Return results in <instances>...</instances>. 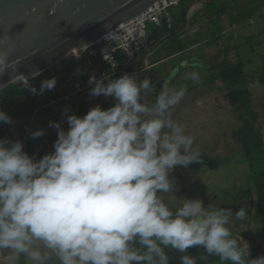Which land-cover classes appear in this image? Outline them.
<instances>
[{
  "label": "clouds",
  "instance_id": "9594fccd",
  "mask_svg": "<svg viewBox=\"0 0 264 264\" xmlns=\"http://www.w3.org/2000/svg\"><path fill=\"white\" fill-rule=\"evenodd\" d=\"M175 1L177 4L164 11L162 25L150 24L171 29V12L181 10L186 3L189 25L181 32L180 40L215 28L212 23L221 13L218 0ZM208 5L211 6L207 8ZM167 16L170 24L165 20ZM128 20L89 45L71 49L44 74L21 73L24 79L12 83L22 82L23 88L42 100L51 95L48 106L84 92L87 97H111L114 103L105 108L111 105L110 100L102 101L103 108L97 104L83 116L71 113L65 106L61 116L66 129L55 121L44 125L32 120L25 133V149L27 140L46 136L44 129L34 131L36 125L56 132L53 151L40 158L30 156L22 140L0 138V259L7 264H20L22 259L25 264H169L166 249L186 253L191 247H202L209 256L218 257L221 264H264V255L252 257L248 242L240 234L234 235L229 227L234 221L246 219L245 208L233 212L230 207L214 203L205 206L198 196L178 199L182 204L175 209L165 202L166 194L175 197V181L170 174L176 167L186 169L199 162L200 152L193 148V137L171 119L186 87L173 88L163 83L166 77L172 78L175 70L165 76L153 75V71L161 65L167 69V63L179 59L170 67L178 64L183 72L182 64L194 65L193 59L187 60L186 56L202 43L178 56L155 58L166 53L162 49L164 42L156 43L147 35L154 41L150 53L136 55L131 61L120 53L117 61L120 56L124 61L112 69L100 58L102 46L95 42ZM201 23L204 25L200 29L190 30ZM214 36L203 44L215 41L217 34ZM13 48L9 44L7 51H0V75L8 68L15 71L8 61ZM87 48L92 63L75 55ZM146 57L150 59L147 65ZM138 58L140 68L128 70ZM104 60L108 63L105 57ZM66 67L70 70L66 71ZM105 68H110L111 74L98 78ZM65 74L72 78L71 85L56 90ZM41 75L37 90L32 81ZM186 79L199 82L200 73L192 71ZM51 90L55 91L50 94ZM0 124L14 125L15 121L0 110ZM259 134L264 145L263 134ZM197 260L187 254L180 256L181 264H197Z\"/></svg>",
  "mask_w": 264,
  "mask_h": 264
},
{
  "label": "rangeland",
  "instance_id": "374dc122",
  "mask_svg": "<svg viewBox=\"0 0 264 264\" xmlns=\"http://www.w3.org/2000/svg\"><path fill=\"white\" fill-rule=\"evenodd\" d=\"M243 1L247 2L248 0ZM226 5H228L227 1L225 2V6ZM210 6L211 5H209L207 8ZM251 7L252 5H250V10ZM175 10L176 9L171 12L173 19H177L176 15L179 14V12ZM263 11V5L258 2L253 14L256 16L259 14L262 15ZM237 12L250 11L249 9H241L237 10ZM212 24L215 26V28L212 27L210 30L203 29L196 36L193 35L192 37H186L182 42L183 48H192V46L196 43L204 42L211 36L215 37V34L221 33V35H224V33H222L223 31L230 29V26H235V22L232 21H227V23L224 24L220 16H218ZM261 30H264V16H258L256 24L249 25L246 27V29L241 30L242 33H253V35L256 34V37L252 39L253 41H237V43L234 45L231 43V40L230 43L227 42L230 46L228 57L230 55L232 57L228 58V60H224L226 67H231L236 63H242L244 66V74L250 81V84H255L251 85V88L254 89V92L252 90L253 100L249 110H251L254 115L257 116L258 119L256 122L259 125L264 123V88L262 85H260V80L262 78L264 79V42H260V40L264 37V35L262 38L261 35H258V32ZM146 31L148 37L152 38L155 33L153 25L147 24ZM164 37H166V35H164ZM222 37L224 38L228 36ZM217 42L218 40L216 38L215 41L194 46L191 49L192 52L186 56L187 60L189 57L193 59L194 62L192 63L194 65L187 66L182 64L183 72H180L178 67L175 69L172 78L166 77L169 80H163L173 88L186 87V94L182 101L172 110L171 119L184 127L185 134L191 135L193 137V148L199 150L201 154L211 159L215 164L214 168L209 171L199 170L195 172H189L184 167H176L170 175L175 181L176 190L174 195L177 199L171 194H166L164 199L166 203H169L170 206L173 207V209H175V207H179L182 204V201L178 199H187V197L192 196L201 197L204 200L205 206H207L209 203H214L218 206L230 207L232 208L233 212L237 211L240 207L245 208L247 213L246 219L242 221H234L229 225V227L234 235L238 236L240 234L242 238L248 242L252 256L253 249L251 239H255V243L260 244V242L257 233L258 227L252 221V214L256 213V211L254 212L250 209L251 207L255 208V206L252 204V201L250 200V198L253 197L250 195L247 185L251 176V167L250 163L244 161L245 152L241 145V141L237 140L235 137V134L239 130H242V125L244 126V124L236 119L237 116L231 113L229 115V113L220 106H216L217 104H223V97L225 93H222L221 85H210L209 83L215 81L212 75L213 66L210 64ZM227 43L224 44V47L228 45ZM178 60L172 59L170 63H167L166 65L168 68H171L170 64H175ZM123 61L124 58L120 56V58H118V62L123 63ZM72 66L76 68V65L72 64ZM215 67H217L216 64ZM163 68L165 67L161 65L159 69H155L153 71V75H168V72ZM65 69L66 71L70 70L69 67H66ZM192 71H198L200 73L199 82H193L189 79H186L188 73ZM111 72L112 70L110 68H105L97 75V77L99 78L102 74L108 76L111 74ZM136 76L137 78L141 77L139 75ZM41 77L42 75L38 77L39 79L37 78L32 81V86L37 88L38 81L41 79ZM255 79H258L259 81L255 82ZM160 84L157 85V89H159ZM15 93L18 94V91L15 90ZM59 97L61 98L62 95ZM87 98L92 104H99L102 108V101L108 102V99L110 100L108 103L111 105H106L105 108L112 106L114 103L111 97L105 98L101 96L93 98L90 96L87 97L86 93H83L73 97L72 99L64 100V103L62 104L56 105L55 108L60 107V115L56 119L48 120L46 117H44L41 120H36L38 118L34 116L32 120H35L36 123L38 122L44 125L49 121H55L57 123H61L62 127L66 129L67 124L63 121L61 110L65 106H68L71 110V113L78 116H83L84 114H82L83 112L81 111L80 107L78 109L73 108L72 101L80 100L82 103ZM43 100L51 102V95H45ZM218 108H220V110H218ZM228 111L230 112V110ZM251 119L253 118L251 117ZM55 140L56 132L53 128L49 127V132L46 133V136L44 138H38L37 140L31 139V148L28 147L25 149V151L28 152L30 149V156L35 155L42 157L44 154H48L53 151L52 145ZM175 200L177 202H175ZM262 247L264 248V245ZM191 248L194 249L197 247ZM167 254L169 256V264H176L178 260H180L176 253H172V250L171 252L168 251ZM0 263L7 264L4 258L0 259ZM20 264H25L23 259L21 260Z\"/></svg>",
  "mask_w": 264,
  "mask_h": 264
},
{
  "label": "trees",
  "instance_id": "16d2710c",
  "mask_svg": "<svg viewBox=\"0 0 264 264\" xmlns=\"http://www.w3.org/2000/svg\"><path fill=\"white\" fill-rule=\"evenodd\" d=\"M176 10L179 14L176 15L177 19L173 20V26L171 29H169L167 25L162 27L153 25L155 33L151 39H154L156 43L161 41L164 42L162 49L166 52L164 55L159 54L155 58H170L172 56H178L188 49L183 48V41L180 40L181 32L187 25H189L187 22L188 9L186 3H184L181 10ZM164 35H166V37H164ZM216 38L218 42L217 45H215L213 58L210 64L213 66L212 75L215 81L209 83L210 85H221L222 93L224 92L225 94L223 97V104H221L220 107L227 111L229 115L231 113L237 116L236 119L244 124V126L242 125V130H239L235 134V137L237 140L241 141V145L245 152L244 161L250 163L251 167V176L247 185L249 193L253 197L250 198V200L255 208L251 207L250 209L251 211H256V213L252 214V221L258 227L257 233L260 242V244H258L254 242L255 239H251L253 241H251L253 243L252 257H256L258 255H264V248L262 247L264 244V145L262 144L261 135L259 134L262 132V134H264V123L259 125L256 122L258 119L257 116L249 110L253 100V89L251 88V85L255 84H250V81L244 74V66L242 63H236L231 67H226L224 60H228L230 57H228L230 49L222 55L223 58H221V60L216 59L219 49L222 48L221 45L225 39L222 36H217ZM166 40L168 41L169 46L166 45ZM140 58L134 60L135 63L133 66H130L128 70L140 68ZM215 64L217 67H215ZM258 81V79H255V82ZM85 84H88L87 80H85ZM260 85L264 88L263 78L260 80ZM37 89L39 90V85ZM15 90L18 91V94L15 93ZM84 93H86L87 96V92ZM80 94L73 95L71 99ZM56 99L60 98L57 97ZM72 102L73 108L78 109L80 107L83 112L82 114H85L90 107L95 106L88 100V98L82 103L80 100ZM62 103H64V101L48 106L49 101L42 100L39 95H31L28 90L23 87H18L15 84L7 86L0 91V110L5 111L10 115L15 121V124H0V138L7 137L10 139L22 140L25 150V133L27 131L26 129H28L31 124L33 117L36 116L38 118L36 120H41L44 117L48 120L56 119L60 115V107L55 108V106ZM228 110H230V112ZM251 117L253 119H251ZM28 147L31 148L30 140H27L26 149ZM29 152L30 149L27 153L29 154ZM36 157L40 158L38 156ZM214 166L215 164L211 159L200 153V161L189 165L186 169L191 171H209L213 169ZM168 251L171 252V250L166 249V252ZM172 253H176L179 258L181 255L185 254L198 257L197 264H221L218 257L209 256L203 248L199 247L194 249L189 248L186 253H180L177 250H172ZM176 264H181V261L178 260ZM225 264H228V262H225Z\"/></svg>",
  "mask_w": 264,
  "mask_h": 264
},
{
  "label": "water",
  "instance_id": "95a60500",
  "mask_svg": "<svg viewBox=\"0 0 264 264\" xmlns=\"http://www.w3.org/2000/svg\"><path fill=\"white\" fill-rule=\"evenodd\" d=\"M153 1L0 0V51L13 45L8 61L15 66V71L8 68L0 75V90L33 71L44 74L71 49L89 45ZM17 86L23 87V83ZM39 129L49 131L42 125H36L34 131Z\"/></svg>",
  "mask_w": 264,
  "mask_h": 264
},
{
  "label": "built area",
  "instance_id": "2783aa9c",
  "mask_svg": "<svg viewBox=\"0 0 264 264\" xmlns=\"http://www.w3.org/2000/svg\"><path fill=\"white\" fill-rule=\"evenodd\" d=\"M175 0H161L154 5L142 10L139 14L133 16L127 22L115 27L105 34L101 39L95 42L101 45L100 58L103 62L110 65L112 69L118 67L117 57L121 53L128 61H131L136 55L150 53L154 41L147 38L146 25L156 24L162 25V17L166 16L164 11L171 5L177 4ZM168 24L171 18L167 16L165 19ZM81 53V54H80ZM80 53H75L77 58L89 60L92 63L89 48L82 49ZM72 54L68 56L71 58ZM96 56V54H95ZM104 57L108 63L104 60ZM145 64L150 63L148 57L145 58ZM78 89L81 88L80 83L77 84Z\"/></svg>",
  "mask_w": 264,
  "mask_h": 264
},
{
  "label": "crops",
  "instance_id": "0c3cea01",
  "mask_svg": "<svg viewBox=\"0 0 264 264\" xmlns=\"http://www.w3.org/2000/svg\"><path fill=\"white\" fill-rule=\"evenodd\" d=\"M226 1L228 2V5L225 6ZM258 2L262 4L264 7V0H248L247 2L243 0H223L221 2L218 0V4L221 5V8L219 10L221 11V13L219 16L221 17L223 23L226 24L227 21L229 22L232 21V22H235V26H230V29L223 31L222 33H224V35H221V33L217 34L219 36H228V37H224L225 39L221 45V47L223 46V48L219 49V52L216 57L217 60H221V58H223L222 55H224V53L230 49V46H229L230 40L232 41L231 43L234 45L237 43V41L239 42L253 41L252 39L256 37V34L253 35V33H249V34L242 33L241 30L246 29V27L249 25L256 24L258 16L260 17L264 16V11L262 15L259 14L258 16H256L255 14H253L256 4ZM250 5H252L251 10H250ZM241 9H249L250 12H237V10H241ZM197 10H195L193 13H195ZM215 11L216 9L213 8L212 13H215ZM258 35H261V38H262V36L264 35V30H261L260 32H258ZM262 39L260 40V42H264V37ZM199 43H203V42H199ZM225 43L228 44L226 47H224ZM230 57L232 56L230 55ZM183 61L185 60L181 59V62ZM177 67H178V64H176L174 67L167 68V69L163 68V69L169 72L170 70H175V68ZM253 92H254V89H253ZM220 105L221 104H217L216 106L219 107ZM218 110H220V108H218Z\"/></svg>",
  "mask_w": 264,
  "mask_h": 264
},
{
  "label": "flooded vegetation",
  "instance_id": "af4514ba",
  "mask_svg": "<svg viewBox=\"0 0 264 264\" xmlns=\"http://www.w3.org/2000/svg\"><path fill=\"white\" fill-rule=\"evenodd\" d=\"M71 80H72V78L69 77L68 74H65V76L61 80V83H60L59 87H56L55 89L56 90L65 89L67 86L71 85ZM53 91H55V90H51V91H48V92L51 94V93H53Z\"/></svg>",
  "mask_w": 264,
  "mask_h": 264
}]
</instances>
